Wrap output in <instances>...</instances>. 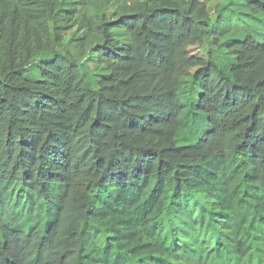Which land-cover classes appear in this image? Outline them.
<instances>
[{
    "label": "trees",
    "instance_id": "trees-1",
    "mask_svg": "<svg viewBox=\"0 0 264 264\" xmlns=\"http://www.w3.org/2000/svg\"><path fill=\"white\" fill-rule=\"evenodd\" d=\"M0 264H264V0H0Z\"/></svg>",
    "mask_w": 264,
    "mask_h": 264
},
{
    "label": "rangeland",
    "instance_id": "rangeland-1",
    "mask_svg": "<svg viewBox=\"0 0 264 264\" xmlns=\"http://www.w3.org/2000/svg\"><path fill=\"white\" fill-rule=\"evenodd\" d=\"M206 1H207L209 11L211 14L214 13V9L217 5L226 2V0H206ZM80 9H81L82 15H85L86 18H88L92 14V10L88 5L82 6V7H80ZM112 13H113V8H112V6H109L108 9L106 10L107 17L112 18ZM85 23L87 24L88 21H86ZM79 26H80V23L78 22V24L73 29H71L69 32H67L63 43L60 44L59 46H64L65 48H69L74 53H76L74 50V43L68 42V41H69V39H71V34L74 31H76ZM209 50L210 49H209L208 44H203V45L198 44V45H195V46L190 48V53L197 58L208 59ZM216 58L225 64H230L233 62L231 57H229L227 55H223V54L218 53V52H217ZM91 70L94 71L95 73H99V72H101L102 67L96 66V65H91ZM19 207H20V204H19Z\"/></svg>",
    "mask_w": 264,
    "mask_h": 264
}]
</instances>
